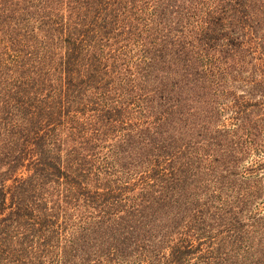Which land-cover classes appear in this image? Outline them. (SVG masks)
<instances>
[{
  "label": "trees",
  "instance_id": "16d2710c",
  "mask_svg": "<svg viewBox=\"0 0 264 264\" xmlns=\"http://www.w3.org/2000/svg\"><path fill=\"white\" fill-rule=\"evenodd\" d=\"M0 264H264V0H0Z\"/></svg>",
  "mask_w": 264,
  "mask_h": 264
}]
</instances>
